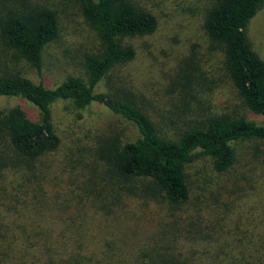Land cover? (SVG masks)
Returning <instances> with one entry per match:
<instances>
[{
	"label": "rangeland",
	"instance_id": "obj_1",
	"mask_svg": "<svg viewBox=\"0 0 264 264\" xmlns=\"http://www.w3.org/2000/svg\"><path fill=\"white\" fill-rule=\"evenodd\" d=\"M38 1L50 6L59 18V33L44 50L41 74L1 43L0 71L20 72L34 83L54 88L69 75L84 76L83 56L98 53L101 45L76 3ZM143 1L156 14V31L126 39L135 50L134 59L112 68L95 92L134 94L162 134L222 112L261 124L262 117L248 113L235 98L222 66L212 62L202 28L205 1ZM247 34L264 61V6L249 23ZM13 107H21L31 120L38 121L39 112L32 104L21 98H0V111ZM51 113L60 147L54 155L39 160L44 165L42 173L31 178V188L19 200L17 222L29 231V242L34 244L33 264H257L264 260V149L259 143H233L235 164L221 178L213 175L210 158L195 159L192 166L201 177L208 183L217 178L225 189L222 194L215 190L222 197L218 198L219 237L201 243L183 232L174 237L177 242L170 248L160 226L167 210L165 199L148 197L128 206L127 198L142 197L138 192L141 182L117 181L96 157L98 147L111 136L124 143L137 139L135 125L98 103L79 110L70 101L58 100ZM89 181L101 187L82 200L85 205L94 196L97 214L93 220L70 216L68 205L77 202L71 197L78 199L84 193H75V189ZM35 184L43 187L35 188ZM118 203L127 207L122 212L129 214L124 215ZM81 224L93 227L91 237L81 239L77 254L60 256L55 246L57 229Z\"/></svg>",
	"mask_w": 264,
	"mask_h": 264
},
{
	"label": "trees",
	"instance_id": "obj_2",
	"mask_svg": "<svg viewBox=\"0 0 264 264\" xmlns=\"http://www.w3.org/2000/svg\"><path fill=\"white\" fill-rule=\"evenodd\" d=\"M71 1L76 3L101 45L98 53L83 56L84 76L69 75L54 88H47L20 72L0 71V98H21L39 112L38 121H33L21 107L0 111V264H33L35 259L29 231L17 222L19 200L31 188V178L42 173L44 165L39 160L54 155L60 147L51 113V106L58 100L70 101L79 110L98 103L135 125L137 139L124 143L111 136L98 147L96 157L107 165L108 175L117 181L141 182L138 192L142 197L127 198L128 206L149 200L148 197L165 199L167 210L160 226L164 242L170 248L177 242L174 237L183 232L193 241H217L221 223L218 198L222 197L215 190L222 194L225 189L217 178L208 183L192 165L197 157H208L213 175L221 178L235 164L233 143L255 141L264 149V61L247 34V27L264 6V0H204L202 22L212 62L222 66L223 75L243 109L261 116L263 122L256 124L222 112L192 122L175 134L160 133L134 94L95 92L112 68L134 59L135 50L125 40L146 37L156 31L158 20L154 11L143 0ZM58 33V15L47 4L38 0H0L1 45L38 74L43 69L44 50ZM42 187L35 184V188ZM100 187L96 181L81 182L75 193L78 190L84 193L78 199L71 197L77 202L68 205L70 216L93 220L97 214L94 196L85 205L82 199L98 193ZM118 205L121 212L127 209L121 203ZM136 212L141 215L139 210ZM93 231L86 224L60 226L55 237L60 256L77 254L81 239L85 241ZM257 264H264V260Z\"/></svg>",
	"mask_w": 264,
	"mask_h": 264
}]
</instances>
